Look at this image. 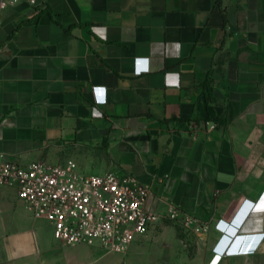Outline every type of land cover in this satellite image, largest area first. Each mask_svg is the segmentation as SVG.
Wrapping results in <instances>:
<instances>
[{
    "label": "crops",
    "instance_id": "obj_1",
    "mask_svg": "<svg viewBox=\"0 0 264 264\" xmlns=\"http://www.w3.org/2000/svg\"><path fill=\"white\" fill-rule=\"evenodd\" d=\"M0 154L133 175L151 188L149 210L174 205L210 224L198 239L163 222L125 254L69 246L0 187V264H264V0H20L0 11ZM234 216L228 238L262 241L216 255L215 224Z\"/></svg>",
    "mask_w": 264,
    "mask_h": 264
},
{
    "label": "built area",
    "instance_id": "obj_2",
    "mask_svg": "<svg viewBox=\"0 0 264 264\" xmlns=\"http://www.w3.org/2000/svg\"><path fill=\"white\" fill-rule=\"evenodd\" d=\"M19 2L0 0V11ZM94 92L103 93V89L96 88ZM106 100L104 95L97 103ZM0 187L14 189L33 217L47 221L55 239L69 246L97 244L110 253L125 254L161 222L178 224L198 239L210 229L208 222L174 205H169L164 213L149 210L151 188L133 175L116 171L86 173L73 159L61 164L41 160L21 165L0 154ZM244 205L249 211L255 208V203ZM234 219L235 216L229 222L218 221L216 230H227L233 235ZM249 239H219L213 252L223 257L249 254L259 246L262 236L255 235L254 244L248 243Z\"/></svg>",
    "mask_w": 264,
    "mask_h": 264
},
{
    "label": "rangeland",
    "instance_id": "obj_3",
    "mask_svg": "<svg viewBox=\"0 0 264 264\" xmlns=\"http://www.w3.org/2000/svg\"><path fill=\"white\" fill-rule=\"evenodd\" d=\"M40 221H41L40 223H41L42 226H46V225L43 224V222H42L43 220H40ZM44 221H45V220H44ZM46 222H47V221H46ZM47 223H48V222H47ZM162 223H163V222H161V223H159V224H162ZM159 224H158V225H159ZM173 224H174V223H173ZM46 227L48 228V230L53 231V229H52V227L49 225V223H48V226H46ZM179 228H180V227H179ZM181 229H182V232H183L184 235H187V233H189V232H187L184 228H181ZM186 232H187V233H186ZM191 235H192V234H191ZM187 237H188V236H187ZM196 238H197V237H196ZM189 239H190V237H189ZM191 240H192V239H191ZM192 241H193V240H192ZM188 242L191 243L189 240H188ZM110 259H111V257H107V258H105L106 261H110Z\"/></svg>",
    "mask_w": 264,
    "mask_h": 264
},
{
    "label": "trees",
    "instance_id": "obj_4",
    "mask_svg": "<svg viewBox=\"0 0 264 264\" xmlns=\"http://www.w3.org/2000/svg\"><path fill=\"white\" fill-rule=\"evenodd\" d=\"M176 225V227H177V229H178V231H179V236H181V237H183L184 236V234H183V232H182V227L180 226V225H178V224H175ZM180 227V228H179Z\"/></svg>",
    "mask_w": 264,
    "mask_h": 264
},
{
    "label": "clouds",
    "instance_id": "obj_5",
    "mask_svg": "<svg viewBox=\"0 0 264 264\" xmlns=\"http://www.w3.org/2000/svg\"><path fill=\"white\" fill-rule=\"evenodd\" d=\"M237 230V229H236ZM222 233L221 240H224L227 237V234L224 231H220Z\"/></svg>",
    "mask_w": 264,
    "mask_h": 264
}]
</instances>
